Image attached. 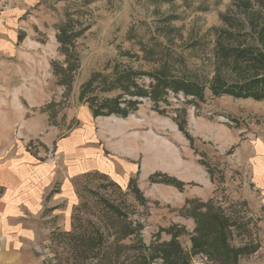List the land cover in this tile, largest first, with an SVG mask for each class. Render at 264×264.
<instances>
[{
	"label": "rangeland",
	"instance_id": "obj_1",
	"mask_svg": "<svg viewBox=\"0 0 264 264\" xmlns=\"http://www.w3.org/2000/svg\"><path fill=\"white\" fill-rule=\"evenodd\" d=\"M0 21V162L30 156L64 176L98 148L113 177L137 167L123 186L98 170L71 180L70 225L51 220L44 264H264L248 165L264 142V92L231 86L264 75V0H0ZM116 67L142 94L101 87ZM154 74L179 90L159 85L151 99ZM113 99L133 102L127 116L93 115L90 103Z\"/></svg>",
	"mask_w": 264,
	"mask_h": 264
},
{
	"label": "crops",
	"instance_id": "obj_2",
	"mask_svg": "<svg viewBox=\"0 0 264 264\" xmlns=\"http://www.w3.org/2000/svg\"><path fill=\"white\" fill-rule=\"evenodd\" d=\"M9 13L12 11H7L2 19L8 21ZM5 28L0 21V51L10 48L6 39L9 34H6ZM78 156L77 160L73 159L67 164L64 176H57L54 164H36L30 156L21 155L17 160L12 157L1 160L0 264H44L39 244L47 238L51 220H58L59 216L63 228L70 225L71 208L76 199L71 180L77 174L98 170L109 174L111 179L123 186L137 168L133 164L125 163L121 176L113 177L110 162L100 153V149L82 148ZM248 165L251 182L258 191L264 208V142L253 143ZM176 177L189 181L185 177ZM198 177L199 179L191 180L202 185L205 176ZM142 178L145 179L146 176H141ZM206 191L201 189L198 194L204 201L210 197Z\"/></svg>",
	"mask_w": 264,
	"mask_h": 264
},
{
	"label": "trees",
	"instance_id": "obj_3",
	"mask_svg": "<svg viewBox=\"0 0 264 264\" xmlns=\"http://www.w3.org/2000/svg\"><path fill=\"white\" fill-rule=\"evenodd\" d=\"M244 50V49H243ZM247 51H251L249 48H246ZM249 54V53H247ZM255 53L253 52V56L251 58L250 55H245V59L252 61L250 59H254L255 57ZM259 57L264 56L262 53L258 54ZM264 61V57L261 58L260 61L258 62H263ZM116 70L113 71L112 76L109 77H101V83L104 90H110V89H125V91H127L130 88H133V90H138L137 94L135 95H140L142 94L141 89H139L136 85V82L133 79V74L134 72L130 69H121L119 67L115 68ZM155 83H153L151 85V90L149 91L150 97L151 99H157L159 98L160 94L162 93V90L164 89L163 87H161L160 89L157 88L159 87V85H164L166 88H171L175 89V90H179V87L174 86L173 85V80H168L166 77H162V76H158L156 74L153 75ZM92 80V77L89 79ZM94 81V79H93ZM93 83V82H92ZM90 84V83H89ZM92 85V84H91ZM90 85V86H91ZM256 85H258V88L260 87V90H256ZM231 86L234 87V93L237 96L240 97H254L255 99H261L263 96V92H264V75L258 77H253L250 80L245 81L244 83H236V84H232ZM128 94V92H126ZM130 95V94H128ZM133 102L128 101L125 104V107H129V105H132ZM90 108L92 109L93 115L94 116H98V115H109V114H116V115H120V116H127L128 115V110L127 108H120L118 102H116L114 99L112 100H104L103 102H100V106L96 108H94V104L90 103ZM101 109H104L105 111H101ZM156 182H163V183H167V184H171L174 186H182L183 182L177 180V179H166L164 177L161 176V178H156L153 179ZM205 244V243H202ZM199 244V245H202ZM196 246V244H192L191 248H194ZM226 247L227 244L223 245ZM202 248V246H200ZM230 248V247H229ZM232 249V248H231ZM233 257L236 259V250H234L232 252Z\"/></svg>",
	"mask_w": 264,
	"mask_h": 264
}]
</instances>
